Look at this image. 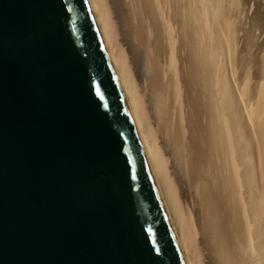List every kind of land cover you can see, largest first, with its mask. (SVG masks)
I'll return each mask as SVG.
<instances>
[{
  "label": "water",
  "instance_id": "obj_1",
  "mask_svg": "<svg viewBox=\"0 0 264 264\" xmlns=\"http://www.w3.org/2000/svg\"><path fill=\"white\" fill-rule=\"evenodd\" d=\"M0 264H186L88 0H0Z\"/></svg>",
  "mask_w": 264,
  "mask_h": 264
},
{
  "label": "bare ground",
  "instance_id": "obj_2",
  "mask_svg": "<svg viewBox=\"0 0 264 264\" xmlns=\"http://www.w3.org/2000/svg\"><path fill=\"white\" fill-rule=\"evenodd\" d=\"M88 2L185 263L264 264V20L252 0Z\"/></svg>",
  "mask_w": 264,
  "mask_h": 264
},
{
  "label": "rangeland",
  "instance_id": "obj_3",
  "mask_svg": "<svg viewBox=\"0 0 264 264\" xmlns=\"http://www.w3.org/2000/svg\"><path fill=\"white\" fill-rule=\"evenodd\" d=\"M247 11H246V16H251L253 13H252V11H251V8H250V6L249 7H247V9H246ZM259 15H260V13H259ZM259 32V31H258ZM257 31L254 33V35H257V34H259ZM257 33V34H256ZM263 33H264V29H263ZM263 33L261 32V34L263 35ZM260 35V34H259ZM258 35V36H259ZM262 35H260V38H259V41H261V45H262V50H264V39H263V37H264V35L262 36ZM242 57H244V55H242ZM259 84H260V81L258 82ZM257 83V85H259ZM260 87V85L258 86V88ZM260 101V100H259Z\"/></svg>",
  "mask_w": 264,
  "mask_h": 264
}]
</instances>
